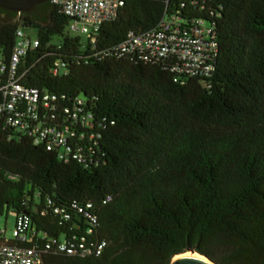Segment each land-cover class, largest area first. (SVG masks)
<instances>
[{
  "label": "trees",
  "instance_id": "obj_1",
  "mask_svg": "<svg viewBox=\"0 0 264 264\" xmlns=\"http://www.w3.org/2000/svg\"><path fill=\"white\" fill-rule=\"evenodd\" d=\"M169 14L213 28L209 76L175 82L167 62L113 53ZM69 22L49 0L0 19V59L17 28L34 31L21 82L55 98L39 121L69 125L79 155L60 159L0 112V216L24 214L57 242H104L84 256L53 246L45 264H169L190 249L264 264V0H123L92 45ZM57 59L65 74H52Z\"/></svg>",
  "mask_w": 264,
  "mask_h": 264
},
{
  "label": "built area",
  "instance_id": "obj_2",
  "mask_svg": "<svg viewBox=\"0 0 264 264\" xmlns=\"http://www.w3.org/2000/svg\"><path fill=\"white\" fill-rule=\"evenodd\" d=\"M69 17L68 30L81 36L92 45L103 22L115 18L123 0H49ZM38 45V39L22 28H17L14 43L7 59H0V112L11 113L7 122L20 132L28 133L34 143H43L47 150H56L60 159L79 158L67 145L72 134L69 125L40 123L48 111L55 110V98L48 93L25 86L24 72L19 73L22 59L28 51ZM116 56L134 55L145 62H167L175 82L189 77H207L215 67L218 47L213 28L201 19H180L169 14L161 19L155 29L145 33H129L119 45L113 47ZM52 74H65L64 63L57 59ZM65 112L68 109L64 110ZM80 111L75 106L71 118H77ZM85 124H87L86 118ZM94 222V219H91ZM67 255L84 256L94 250L99 254L100 244H74L57 242L43 232L30 229V220L24 214L15 215L14 227L8 235L6 227H0V264H45L43 253L51 250Z\"/></svg>",
  "mask_w": 264,
  "mask_h": 264
},
{
  "label": "water",
  "instance_id": "obj_3",
  "mask_svg": "<svg viewBox=\"0 0 264 264\" xmlns=\"http://www.w3.org/2000/svg\"><path fill=\"white\" fill-rule=\"evenodd\" d=\"M47 0H0V7L13 12H28L37 4ZM169 264H216L208 257L188 250L184 253L175 255Z\"/></svg>",
  "mask_w": 264,
  "mask_h": 264
},
{
  "label": "rangeland",
  "instance_id": "obj_4",
  "mask_svg": "<svg viewBox=\"0 0 264 264\" xmlns=\"http://www.w3.org/2000/svg\"><path fill=\"white\" fill-rule=\"evenodd\" d=\"M24 32L29 34L32 37H35V33L33 30L30 29H23ZM15 215L9 212L7 215L0 216V227H6L8 230V235H10L11 230L14 227Z\"/></svg>",
  "mask_w": 264,
  "mask_h": 264
},
{
  "label": "flooded vegetation",
  "instance_id": "obj_5",
  "mask_svg": "<svg viewBox=\"0 0 264 264\" xmlns=\"http://www.w3.org/2000/svg\"><path fill=\"white\" fill-rule=\"evenodd\" d=\"M13 14V11H9L0 7V19H5Z\"/></svg>",
  "mask_w": 264,
  "mask_h": 264
}]
</instances>
